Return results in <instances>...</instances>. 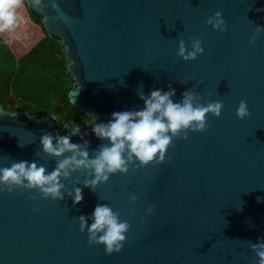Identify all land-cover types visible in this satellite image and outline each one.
Returning <instances> with one entry per match:
<instances>
[{
	"label": "water",
	"instance_id": "95a60500",
	"mask_svg": "<svg viewBox=\"0 0 264 264\" xmlns=\"http://www.w3.org/2000/svg\"><path fill=\"white\" fill-rule=\"evenodd\" d=\"M26 2L94 122L0 102V264H264V0Z\"/></svg>",
	"mask_w": 264,
	"mask_h": 264
},
{
	"label": "trees",
	"instance_id": "16d2710c",
	"mask_svg": "<svg viewBox=\"0 0 264 264\" xmlns=\"http://www.w3.org/2000/svg\"><path fill=\"white\" fill-rule=\"evenodd\" d=\"M75 87L62 39L50 35L43 16L26 0H13L1 8L0 102L5 109L48 116L62 136L70 122L86 129L94 121L73 104Z\"/></svg>",
	"mask_w": 264,
	"mask_h": 264
},
{
	"label": "rangeland",
	"instance_id": "374dc122",
	"mask_svg": "<svg viewBox=\"0 0 264 264\" xmlns=\"http://www.w3.org/2000/svg\"><path fill=\"white\" fill-rule=\"evenodd\" d=\"M13 0H0V9L5 7L6 4L12 2Z\"/></svg>",
	"mask_w": 264,
	"mask_h": 264
}]
</instances>
